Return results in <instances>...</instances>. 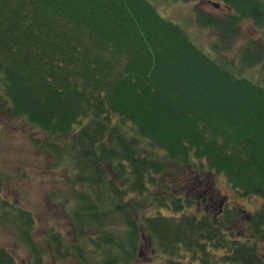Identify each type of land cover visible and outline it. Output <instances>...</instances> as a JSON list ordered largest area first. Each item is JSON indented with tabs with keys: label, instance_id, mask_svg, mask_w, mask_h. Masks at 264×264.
Masks as SVG:
<instances>
[{
	"label": "trees",
	"instance_id": "1",
	"mask_svg": "<svg viewBox=\"0 0 264 264\" xmlns=\"http://www.w3.org/2000/svg\"><path fill=\"white\" fill-rule=\"evenodd\" d=\"M217 1L230 14L202 27L228 45L251 22L264 39V0ZM212 51L148 0H0V111L46 136L76 235L39 245L17 208L26 264H264V56L249 42L237 67ZM209 174L261 207L214 216L190 192ZM0 264L19 263L0 247Z\"/></svg>",
	"mask_w": 264,
	"mask_h": 264
},
{
	"label": "rangeland",
	"instance_id": "2",
	"mask_svg": "<svg viewBox=\"0 0 264 264\" xmlns=\"http://www.w3.org/2000/svg\"><path fill=\"white\" fill-rule=\"evenodd\" d=\"M148 1L163 18L181 26L210 55L213 54L212 47L217 45L222 48L220 57H227V60L238 67L241 51L246 44L256 42L264 56L263 34L251 22L244 23L239 30V39L228 45L222 34L200 25V16L223 21L230 14L217 0ZM225 49L229 52L225 53ZM261 76L259 68L247 70L243 74L244 78L254 81L261 80ZM38 140L44 142L46 136L37 133L23 119L14 117L7 111H0V247L11 252L19 264L28 263L33 260V256L19 239L12 223L17 208L33 215L35 243L46 245L50 229L62 234L64 244L76 241L75 229L68 217L69 209L64 208V195L69 191L66 169L51 168V158L38 148ZM193 191L199 204L210 205L213 202L210 208L213 209L214 216L221 211V202H224L223 208L238 207L244 212V217L261 207V201L257 198L243 199L237 196L222 175L209 174L201 183L193 186L190 192ZM199 210H203L200 205ZM44 262L55 264L50 254ZM139 264L159 263L146 257Z\"/></svg>",
	"mask_w": 264,
	"mask_h": 264
},
{
	"label": "flooded vegetation",
	"instance_id": "3",
	"mask_svg": "<svg viewBox=\"0 0 264 264\" xmlns=\"http://www.w3.org/2000/svg\"><path fill=\"white\" fill-rule=\"evenodd\" d=\"M211 204H213V202H212V201H211ZM211 204H210V206H212ZM210 206H209V207H210ZM220 206H221V203L219 204V207H220ZM208 209H209V208H208Z\"/></svg>",
	"mask_w": 264,
	"mask_h": 264
},
{
	"label": "water",
	"instance_id": "4",
	"mask_svg": "<svg viewBox=\"0 0 264 264\" xmlns=\"http://www.w3.org/2000/svg\"><path fill=\"white\" fill-rule=\"evenodd\" d=\"M217 8H219V7H217ZM223 206V205H222Z\"/></svg>",
	"mask_w": 264,
	"mask_h": 264
}]
</instances>
